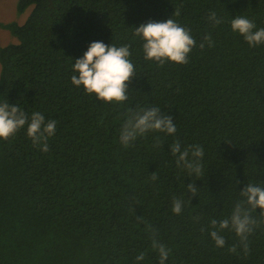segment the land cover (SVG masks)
I'll use <instances>...</instances> for the list:
<instances>
[{"label":"trees","instance_id":"obj_1","mask_svg":"<svg viewBox=\"0 0 264 264\" xmlns=\"http://www.w3.org/2000/svg\"><path fill=\"white\" fill-rule=\"evenodd\" d=\"M27 8L22 23L0 21L16 39L0 46V103L57 123L46 153L25 128L0 140V264H138L140 254L139 264H158L161 244L165 264H264V209L242 205L255 221L247 252L227 228L222 248L209 236V221L229 218L245 185L264 186V44L249 47L229 27L244 15L264 28V0L17 1L19 14ZM170 17L196 42L187 63L145 60L134 28ZM205 35L212 46L201 48ZM97 40L129 45L124 102L71 83L73 60ZM154 106L176 133L122 147L129 112ZM177 141L203 147L199 177L177 167ZM174 199L184 201L179 215Z\"/></svg>","mask_w":264,"mask_h":264},{"label":"clouds","instance_id":"obj_2","mask_svg":"<svg viewBox=\"0 0 264 264\" xmlns=\"http://www.w3.org/2000/svg\"><path fill=\"white\" fill-rule=\"evenodd\" d=\"M178 15L179 13H175ZM207 20L213 26L222 22L216 12L210 11ZM230 30L240 35L249 47L264 44V28H258L254 22L244 15H236L229 21ZM134 35L139 37L141 50L145 60L163 63L165 61L175 64L187 63V56L195 45V40L190 31L181 26L171 17L164 21H148L134 28ZM212 46L211 38L205 35L199 45L201 48ZM129 45L105 44L103 41H92L87 45L83 54L72 59L70 77L71 83L77 88H82L87 94L106 103H121L128 99V82L135 75V68L130 60ZM56 121L45 117L40 112H32L30 117L25 115L22 108L0 103V140L7 139L21 128H25V134L31 139L33 145H37L41 152H48L47 140L53 136L56 129ZM26 126V127H25ZM176 125L173 117L163 113L159 107H141L136 111H130L124 119L118 133V143L127 148L138 137L148 132L163 133L170 136L176 133ZM156 147L159 145L156 144ZM170 153L175 157L178 168H182L188 175L199 177L203 171L202 159L204 149L200 145L182 147L179 141L169 146ZM155 180V176L152 177ZM189 192H193V184L187 185ZM242 202H238L232 209L227 219L209 221V236L215 246L222 248L225 239L219 234V230L229 229L238 236L243 244V250L247 252L244 243L251 233L255 221L250 217L247 204L251 209H264V186L259 184H247L241 190ZM184 206L182 199H174L171 211L179 215ZM198 220V218H196ZM158 264H165L169 257V249L164 245L157 247ZM231 251H235L232 248ZM136 261H143V254L136 256Z\"/></svg>","mask_w":264,"mask_h":264},{"label":"rangeland","instance_id":"obj_3","mask_svg":"<svg viewBox=\"0 0 264 264\" xmlns=\"http://www.w3.org/2000/svg\"><path fill=\"white\" fill-rule=\"evenodd\" d=\"M18 0H0V21H16L22 23L28 15L31 8H27L24 12L19 14L16 11V4ZM16 39L5 29L0 27V46L15 42Z\"/></svg>","mask_w":264,"mask_h":264}]
</instances>
